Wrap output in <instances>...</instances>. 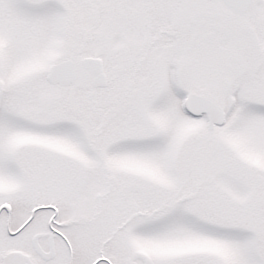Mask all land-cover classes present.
Returning <instances> with one entry per match:
<instances>
[{"label":"snow or ice","instance_id":"6c2138e0","mask_svg":"<svg viewBox=\"0 0 264 264\" xmlns=\"http://www.w3.org/2000/svg\"><path fill=\"white\" fill-rule=\"evenodd\" d=\"M0 264H264V0H0Z\"/></svg>","mask_w":264,"mask_h":264}]
</instances>
